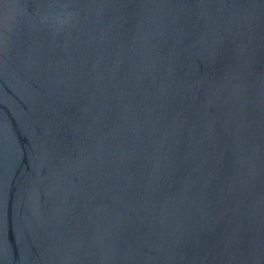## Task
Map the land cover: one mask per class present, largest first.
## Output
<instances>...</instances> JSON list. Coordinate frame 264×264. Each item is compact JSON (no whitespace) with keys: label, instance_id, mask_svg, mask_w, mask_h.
<instances>
[{"label":"water","instance_id":"1","mask_svg":"<svg viewBox=\"0 0 264 264\" xmlns=\"http://www.w3.org/2000/svg\"><path fill=\"white\" fill-rule=\"evenodd\" d=\"M0 264H264V0H0Z\"/></svg>","mask_w":264,"mask_h":264}]
</instances>
